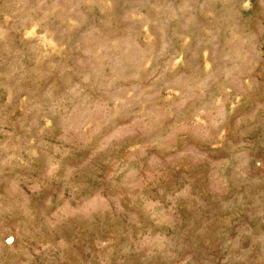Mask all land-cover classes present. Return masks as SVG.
<instances>
[{
  "label": "rangeland",
  "instance_id": "rangeland-1",
  "mask_svg": "<svg viewBox=\"0 0 264 264\" xmlns=\"http://www.w3.org/2000/svg\"><path fill=\"white\" fill-rule=\"evenodd\" d=\"M0 264H264V0H0Z\"/></svg>",
  "mask_w": 264,
  "mask_h": 264
}]
</instances>
